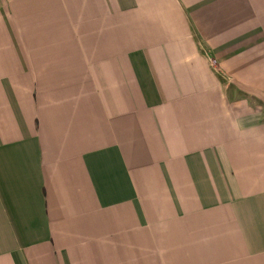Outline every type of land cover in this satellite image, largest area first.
Listing matches in <instances>:
<instances>
[{"label": "crops", "instance_id": "crops-1", "mask_svg": "<svg viewBox=\"0 0 264 264\" xmlns=\"http://www.w3.org/2000/svg\"><path fill=\"white\" fill-rule=\"evenodd\" d=\"M0 264H264V0H0Z\"/></svg>", "mask_w": 264, "mask_h": 264}]
</instances>
